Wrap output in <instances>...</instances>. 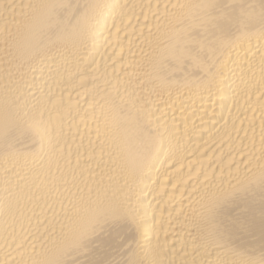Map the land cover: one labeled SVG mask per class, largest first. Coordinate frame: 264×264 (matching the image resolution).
I'll use <instances>...</instances> for the list:
<instances>
[{"label": "bare ground", "instance_id": "bare-ground-1", "mask_svg": "<svg viewBox=\"0 0 264 264\" xmlns=\"http://www.w3.org/2000/svg\"><path fill=\"white\" fill-rule=\"evenodd\" d=\"M0 264H264V0H0Z\"/></svg>", "mask_w": 264, "mask_h": 264}]
</instances>
